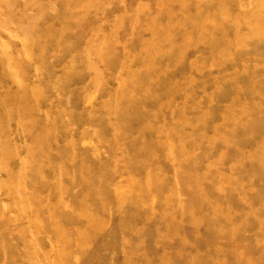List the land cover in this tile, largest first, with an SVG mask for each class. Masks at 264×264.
<instances>
[{"label": "rangeland", "instance_id": "obj_1", "mask_svg": "<svg viewBox=\"0 0 264 264\" xmlns=\"http://www.w3.org/2000/svg\"><path fill=\"white\" fill-rule=\"evenodd\" d=\"M0 264H264V0H0Z\"/></svg>", "mask_w": 264, "mask_h": 264}]
</instances>
